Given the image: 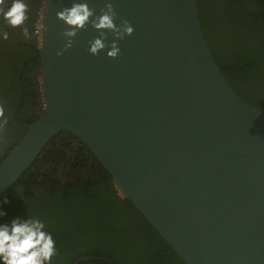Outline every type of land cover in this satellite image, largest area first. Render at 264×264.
<instances>
[{
    "label": "water",
    "instance_id": "95a60500",
    "mask_svg": "<svg viewBox=\"0 0 264 264\" xmlns=\"http://www.w3.org/2000/svg\"><path fill=\"white\" fill-rule=\"evenodd\" d=\"M73 2L42 5L43 111L1 163L0 196L69 132L186 264H264V111L225 77L196 0H112L134 29L115 59L88 51L106 0H87L94 16L66 48L57 13Z\"/></svg>",
    "mask_w": 264,
    "mask_h": 264
},
{
    "label": "trees",
    "instance_id": "16d2710c",
    "mask_svg": "<svg viewBox=\"0 0 264 264\" xmlns=\"http://www.w3.org/2000/svg\"><path fill=\"white\" fill-rule=\"evenodd\" d=\"M247 1L250 6H231L229 0L196 3L212 54L230 85L248 104L264 111V0ZM41 8L39 4L32 25L40 19ZM2 47L0 43V55ZM15 47L21 52L0 60V94L23 81L24 90L22 99L0 95L7 121L0 123V165L39 118L30 100L42 94L40 83L33 89L26 78L28 67L36 66L41 73L36 41L32 51L26 43ZM15 131L21 135L16 137ZM10 140L14 143L9 146ZM5 199L7 215L0 222L26 214L45 222L57 242L52 264H74L85 256L104 259L80 264H186L133 203L119 195L91 149L69 132L50 141L32 167L0 196V201Z\"/></svg>",
    "mask_w": 264,
    "mask_h": 264
},
{
    "label": "clouds",
    "instance_id": "9594fccd",
    "mask_svg": "<svg viewBox=\"0 0 264 264\" xmlns=\"http://www.w3.org/2000/svg\"><path fill=\"white\" fill-rule=\"evenodd\" d=\"M28 4L25 0H0V22L17 28L25 24L28 19ZM94 16L87 0H74L70 8H65L57 13V18L62 21L70 30L64 33L67 39L66 48L72 46V40L77 36L78 31L83 30ZM92 27L100 33V36L90 43L89 54L97 56L106 51V56L115 59L120 53L116 40L133 34V27L124 21L120 27L115 23V11L112 0H106L104 9L99 17L92 21ZM24 38L31 39L29 29H22ZM105 32H112L115 40L110 46L104 42ZM9 33L0 31V41H7ZM61 53H57L60 55ZM4 112L0 109V123H6ZM8 200L0 201V220L6 217L4 208ZM56 240L51 231L46 229L45 222L37 217L16 216L0 222V264H52L57 254Z\"/></svg>",
    "mask_w": 264,
    "mask_h": 264
},
{
    "label": "flooded vegetation",
    "instance_id": "af4514ba",
    "mask_svg": "<svg viewBox=\"0 0 264 264\" xmlns=\"http://www.w3.org/2000/svg\"><path fill=\"white\" fill-rule=\"evenodd\" d=\"M229 1H230V5L231 6H233L234 4H236V5H238V4L240 5L241 4L243 6H250L247 0H229ZM25 2L28 4V13H27L28 19L25 21L24 25H22L20 27H17V28H12V27L7 26V25L3 24L2 22H0V31L6 30L9 33V39L7 41H0V43H3V47H2L3 48V52H2V55H0V60L2 62H4V60H5L4 57L11 56V58H13L14 54L21 52L22 49L18 50L15 47L16 44L26 43V45L32 47V48H30V51H32V49H33V41H36V44H37L38 20L35 21L33 25H32V20L35 19V10L37 9V6L40 4V7H42L41 5H43L44 0H25ZM7 3H10V0H5V4H7ZM41 9H40V11H41ZM38 13H40V12H38ZM32 26H34V28ZM24 27H27L29 29V33L31 35V39L30 40H26L24 38V35H23V32H22V29ZM9 40H11V42H8ZM11 47L16 48V50L15 49H9ZM37 48H38V44H37ZM40 70H41V68H40ZM38 72H39V68L36 67V66L35 67L31 66V67H28V69H27L26 78H27L28 83L30 84V86L33 89L36 87L37 81H39L40 89H41V82H40L41 73L38 74ZM23 83H24V81L20 84V87L18 86L21 89L20 93H19V90H17L18 87H16L13 84H11V85L8 86L6 91H3L0 94L1 97L2 96H6V98L10 99V97L13 96V97H17L18 99H22V97H20L19 94H21L22 90H24L23 89ZM31 93L34 94V92H32V91H31ZM41 95L39 97L32 98L30 100V103H32V105H33L31 107V109L35 110L38 113V115L43 110V95H42V97H41ZM12 100H14V99H12ZM39 105H42V106H39ZM4 108L5 107H3V106L0 107V109H2L3 112H5ZM29 109H30V107H29ZM4 115H5V113H4ZM26 126L27 125L24 124V127H26ZM16 132L17 131H15L13 133L14 135H16V137L21 135V133H18V135H17ZM13 143H14V141L10 140L8 142V145L10 146ZM73 146L74 147H78L79 145H78V143H74ZM61 182H63V181H61Z\"/></svg>",
    "mask_w": 264,
    "mask_h": 264
},
{
    "label": "rangeland",
    "instance_id": "374dc122",
    "mask_svg": "<svg viewBox=\"0 0 264 264\" xmlns=\"http://www.w3.org/2000/svg\"><path fill=\"white\" fill-rule=\"evenodd\" d=\"M70 181H71V179H70Z\"/></svg>",
    "mask_w": 264,
    "mask_h": 264
}]
</instances>
